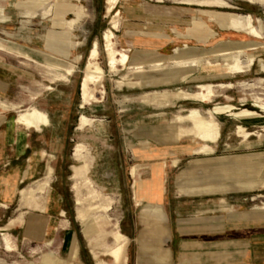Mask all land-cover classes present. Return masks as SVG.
<instances>
[{
  "label": "rangeland",
  "instance_id": "1",
  "mask_svg": "<svg viewBox=\"0 0 264 264\" xmlns=\"http://www.w3.org/2000/svg\"><path fill=\"white\" fill-rule=\"evenodd\" d=\"M159 6L168 8L172 16L153 14ZM184 7L194 8L189 16L193 33L188 34V26L181 23L187 17L181 14ZM117 8L119 26L114 32L119 47L139 56L131 58V68L120 66L118 72H111L103 40L104 31L112 27L106 0H0V64L11 68L13 78L10 96L0 98V110L13 123L36 108L49 121L47 110L58 112L56 119L70 120L69 146L59 175L68 191L71 231L77 235L74 264H113L107 251L118 244L119 232L131 240L129 264H160V255L169 249L167 264H174L171 246L181 239L177 230L193 215L171 220L161 204L156 206L163 207V214L143 211L147 202L137 203L130 168L139 165L141 177L149 178L153 162L144 161L148 157L144 153L163 148L170 155L158 161L165 164L166 187L177 209L187 200H214L226 209L231 199L242 196L247 197V207L264 209V47L155 65L154 59H142L147 51L134 38H147L164 26V20L171 22L166 34L174 41L168 55L158 53L156 59L242 43L249 36L243 26L249 16L264 35V0H119ZM203 15L242 38L222 40L213 49L200 47L205 44L187 38L198 33ZM74 18L78 23L66 27V19ZM136 25L141 27L131 33L126 29ZM96 40L106 73L105 100L84 109L81 82ZM138 64L142 67L135 68ZM210 64L223 67L202 69ZM16 123L37 130L50 124L38 128ZM171 148L184 154H172ZM53 172L49 168L45 176L25 184L14 206L0 204V264H49L54 259L56 264H67L72 259V234L67 231L42 238L25 233L26 215L32 209H46ZM206 185H222L226 190L188 191ZM91 203L102 210L85 222L80 212Z\"/></svg>",
  "mask_w": 264,
  "mask_h": 264
},
{
  "label": "crops",
  "instance_id": "2",
  "mask_svg": "<svg viewBox=\"0 0 264 264\" xmlns=\"http://www.w3.org/2000/svg\"><path fill=\"white\" fill-rule=\"evenodd\" d=\"M159 8V10H153V14L163 13L168 15L164 17L172 16L170 12H167L170 11L168 8L164 6H159ZM183 9L181 14L187 17L184 18L185 22L181 23L188 26V34L193 33L190 31L194 27V23L191 21L193 17L189 16L194 12V8L184 7ZM202 17H205L204 24L200 26L198 33L192 38H187L205 44L200 47L213 49L219 46L222 40L230 42L242 38L233 30L220 29L215 24L216 22L209 18L206 19V15ZM151 19L156 20L154 17H148V20ZM76 23H78L76 18L66 19L65 26L73 28ZM162 23L164 26H159V30L156 29L153 33L149 32L147 38H134L129 35L138 43V47L147 51L142 59L155 60L158 53L168 55L166 52L174 41L170 35L166 34L167 24H171V22L164 20ZM136 27L140 28L141 26L136 25L132 28L126 26V29L131 33L133 32L131 29ZM214 33L217 34L214 35ZM247 38L252 39L251 36ZM137 55L139 56V54ZM137 55L135 56L133 53L131 58L137 57ZM78 56L82 55L79 54L76 57ZM212 57L215 56L212 55ZM11 76V68L0 64V98L10 96L13 85ZM47 112L50 116V124L42 130H37L16 122L13 123L7 116V112L0 110V204H5L6 208L14 206L20 199V190L25 184L38 180L47 174L49 168H53V178L46 194V209L27 211L30 215H26L27 229L25 228V233L27 236L42 238L50 232L61 234V232L67 231L66 233L72 234V241L77 235L75 231H71L73 227L68 217L71 209L68 203V191L59 175L62 170L61 163L64 161L63 156L69 146L70 120L66 117L60 120L56 119L58 114L56 111L47 110ZM174 152L175 154H184L179 148H171L170 153L174 154ZM164 153L163 148H154L153 151L144 153V157L148 155L144 161L153 162L149 178L143 179L139 172L140 178L144 181L147 180V184L154 183L157 179L156 175L164 172L165 164L158 161L162 160L163 156L170 155ZM157 163H162V166L158 167ZM242 184L240 186L244 187ZM153 186L155 187V184ZM225 190L226 188L222 185H206L190 188L188 191L218 194ZM152 192L154 193V191ZM143 199L147 203L151 201L155 206L161 204L167 210L171 220L177 219L182 214L193 215L192 218L187 219V224H181L182 226L177 230L181 239L177 246H171L176 260L174 264H264V209L247 207V197L231 199L226 209L221 208V204L214 200L211 201L212 203L209 200L207 202L187 200L183 201L184 205L177 209L172 205V199L165 183L161 195L145 193ZM145 249V245L141 246L142 251ZM169 250L160 255V264H167ZM210 251L214 252L213 255ZM224 252H228V256H221Z\"/></svg>",
  "mask_w": 264,
  "mask_h": 264
},
{
  "label": "bare ground",
  "instance_id": "3",
  "mask_svg": "<svg viewBox=\"0 0 264 264\" xmlns=\"http://www.w3.org/2000/svg\"><path fill=\"white\" fill-rule=\"evenodd\" d=\"M107 4V13L110 16V23L112 27L107 28L103 33V40L105 42V52L106 58L108 60V67L111 72H118L120 66L124 68H131V56L127 52L125 47H119L118 39L115 35L114 29L118 28L119 26V11H118V4L119 0H106ZM253 16H249L248 20L245 21V35H249L252 37L251 40H247L242 43H232L228 45L219 46L213 50H206L202 52H197L193 50L189 51H178L176 54L170 57H160L159 59L153 60V64L155 65H162L167 60L172 63H184L187 61L195 60V59H202L207 58L210 56H225L231 54H240L251 50H258L261 47H264V35L258 29V27L253 23ZM256 18V17H255ZM259 25V24H258ZM255 38V39H253ZM82 56H78L77 61H81ZM101 53H100V46L99 41L96 40L90 50L89 60L84 68V74L82 77L81 82V107L86 108L89 104L92 103H101L105 100V77L106 73L101 64ZM250 59L253 61L255 59V54L250 56ZM263 59L261 60L262 63ZM149 63V62H148ZM260 63V64H261ZM151 64V63H150ZM143 65V63H142ZM141 64L135 65V68H141ZM212 67L211 70H216L217 68L223 67L221 64H210L208 66H203V70L208 71L207 68ZM161 73V72H160ZM176 75L180 74V71H175ZM169 76V75H168ZM156 78V77H155ZM206 92V91H205ZM16 122L28 124L30 126L40 128L43 125H46L49 121L47 114L40 110V109H33L32 113H25L20 115ZM130 172L132 177L134 178L133 182V190L135 199L137 200L138 204H142L144 202L143 196L145 193H149L150 195H161L165 188V174L164 172L158 173L157 179L154 183L147 184L148 181H144L139 178V165H133L130 168ZM155 184V187L153 186ZM245 188L250 187V185H246V183L242 184ZM156 191H155V190ZM154 191V193L152 192ZM166 192V191H165ZM159 194V195H158ZM80 202H78L79 204ZM101 206L94 205L93 203L90 204L89 208L85 211L80 212V217L83 221L87 222V220L92 217L97 211H100ZM102 210V209H101ZM143 211H155L157 213H163V208L161 206H155L152 204L151 201H148L147 204L144 205ZM100 236V235H99ZM117 238L119 242L114 247L108 249L107 254L114 258L113 264H129V246L131 244V240L128 237H125L124 234L121 232L118 233ZM76 240L73 239L69 253L72 255V259L67 260V264H74V256L76 254L75 248ZM11 250V247H9ZM57 261L50 260L49 264H56Z\"/></svg>",
  "mask_w": 264,
  "mask_h": 264
}]
</instances>
